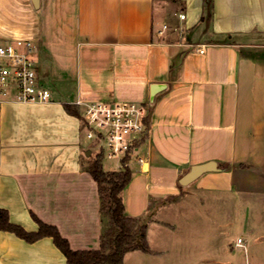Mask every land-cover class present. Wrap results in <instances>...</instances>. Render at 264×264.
Segmentation results:
<instances>
[{
  "label": "crops",
  "instance_id": "1",
  "mask_svg": "<svg viewBox=\"0 0 264 264\" xmlns=\"http://www.w3.org/2000/svg\"><path fill=\"white\" fill-rule=\"evenodd\" d=\"M50 1L37 0L35 8L31 0H0V20H23L19 13L31 11L40 17ZM63 1L51 6L57 25L67 9ZM72 15L70 44L57 43L54 57L45 42L43 48L34 42L36 56L41 52L62 66L61 58L76 44L87 60L104 64L91 71L86 85L71 89L36 66L42 85L51 81V101L1 110L0 209L11 224L34 233L36 218L55 227L73 251L99 249L100 200L84 155L92 152L82 147L83 107L75 105L96 97L111 102L125 95L148 105V129L138 151L146 163L129 166V184L144 181L147 191L157 184L162 189L150 194L153 201L169 194L161 184L170 180L181 188L221 177L232 191L264 197V0H212L209 19L205 0H73ZM163 25L167 29L158 36ZM153 84L164 89L151 101ZM208 162L218 170L179 184L191 167ZM254 243H243L244 252ZM0 264L66 260L50 237L27 243L0 231Z\"/></svg>",
  "mask_w": 264,
  "mask_h": 264
},
{
  "label": "rangeland",
  "instance_id": "2",
  "mask_svg": "<svg viewBox=\"0 0 264 264\" xmlns=\"http://www.w3.org/2000/svg\"><path fill=\"white\" fill-rule=\"evenodd\" d=\"M61 1L51 0L48 7L41 8L40 17L36 16L35 11L19 13L24 16L23 20L5 16L0 20V44L4 38H28L43 48L45 42L55 57L56 44H70L73 37V0L63 1L67 9L61 14L62 22L58 25L52 22V7ZM34 23L42 28L45 40L40 38L39 33L35 34ZM78 49L76 44L69 48L65 60L57 55L63 61L62 66L59 60H49L40 52L35 57L39 73L54 76L66 89L74 88L79 82L86 85V80L92 77L89 75L91 71L96 72L104 63L90 62L84 50ZM51 85L50 81L46 87L50 89ZM101 99L96 97L87 103L102 102ZM111 101L142 103L125 95L112 98ZM82 147L84 152L91 150L93 154L97 145L83 135ZM96 157L85 156V159L93 165ZM117 162V158L105 159L102 160V167L104 170H113ZM151 185L152 190L147 191L144 181H133L121 196L126 214L143 219L150 249V253L134 251L127 254L125 264H264V260L260 259L264 257V197L232 191L227 186V179L221 177L199 180L195 185L181 188H176L175 182L170 180L161 184L170 189L169 194L153 201L150 194L162 188L156 189L155 183ZM213 185L220 190L213 189ZM249 239L258 243L249 244L245 253L243 243L246 244ZM238 240L242 241L241 246L237 245Z\"/></svg>",
  "mask_w": 264,
  "mask_h": 264
},
{
  "label": "built area",
  "instance_id": "3",
  "mask_svg": "<svg viewBox=\"0 0 264 264\" xmlns=\"http://www.w3.org/2000/svg\"><path fill=\"white\" fill-rule=\"evenodd\" d=\"M184 19V15H179ZM167 29L157 30L160 36ZM203 54V49H198ZM37 46L26 38L8 40L0 44V112L8 104H45L51 101L50 91L42 85L36 68ZM82 106L85 138L96 145V156L102 160L118 159L119 169L131 164L143 166L146 161L139 155V147L147 132L146 108L137 102L76 101ZM238 240L237 245L241 246Z\"/></svg>",
  "mask_w": 264,
  "mask_h": 264
},
{
  "label": "trees",
  "instance_id": "4",
  "mask_svg": "<svg viewBox=\"0 0 264 264\" xmlns=\"http://www.w3.org/2000/svg\"><path fill=\"white\" fill-rule=\"evenodd\" d=\"M212 0H205V13L211 17ZM67 112L74 114L69 106ZM90 175L97 184L100 200L102 230L98 250L73 251L68 242L61 237L57 229L46 225L36 218L37 232H26L9 221L8 212L0 209V231L13 233L27 243H34L44 237H50L55 247L61 252L66 264H124L126 254L134 251L150 253L146 241V225L141 218L129 217L121 198V192L131 180L129 168L118 171H104L102 157L97 156Z\"/></svg>",
  "mask_w": 264,
  "mask_h": 264
},
{
  "label": "water",
  "instance_id": "5",
  "mask_svg": "<svg viewBox=\"0 0 264 264\" xmlns=\"http://www.w3.org/2000/svg\"><path fill=\"white\" fill-rule=\"evenodd\" d=\"M32 4L34 5L35 8H38V2L37 0H31ZM164 89L163 85L160 84H153L150 86V100H153V97L155 96L156 93ZM90 152H86V156H90ZM218 169L216 168V164L214 162H208L205 164L201 165H196L190 168V170L180 178L179 184L181 186H187L194 182L197 178H199L201 175L208 173V172H213L217 171Z\"/></svg>",
  "mask_w": 264,
  "mask_h": 264
}]
</instances>
